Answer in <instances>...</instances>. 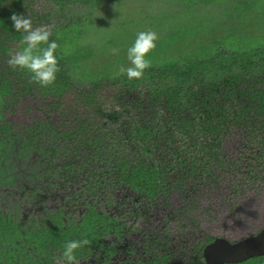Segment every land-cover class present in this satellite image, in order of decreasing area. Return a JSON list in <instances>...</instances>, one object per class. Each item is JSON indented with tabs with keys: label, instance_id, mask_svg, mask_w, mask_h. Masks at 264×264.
I'll list each match as a JSON object with an SVG mask.
<instances>
[{
	"label": "flooded vegetation",
	"instance_id": "af4514ba",
	"mask_svg": "<svg viewBox=\"0 0 264 264\" xmlns=\"http://www.w3.org/2000/svg\"><path fill=\"white\" fill-rule=\"evenodd\" d=\"M96 8L0 0V264H64L80 238L77 264H264V34L179 55L158 44L165 58L140 79L108 74L112 62L87 74ZM14 13L58 44L46 87L7 64L24 35ZM109 88L119 107L101 100ZM26 97L18 124L8 117Z\"/></svg>",
	"mask_w": 264,
	"mask_h": 264
},
{
	"label": "rangeland",
	"instance_id": "374dc122",
	"mask_svg": "<svg viewBox=\"0 0 264 264\" xmlns=\"http://www.w3.org/2000/svg\"><path fill=\"white\" fill-rule=\"evenodd\" d=\"M162 1L121 0L116 2L115 0H98L97 8L93 11L94 18L91 20V24L93 25L95 22L101 23L91 33H87L84 41L80 44L87 46L91 52V57L82 61V70L87 69L89 70L87 74L97 75L103 72V69L112 62L114 70L108 71V74L112 75L118 72L117 69L121 65L127 66L129 62L126 58V53L123 56L120 51L116 54L111 51L113 48L120 46L121 40L124 39L121 38L126 33L130 34L132 42L126 44L123 51H126L131 46L136 33L139 31L151 29L157 33L159 39L164 33L172 32L180 28L177 26L183 24H189L188 26L201 25L202 29L197 35L192 36L189 34L185 39H182L183 41L186 40L185 43L171 46L170 54L174 55L189 52V50L197 49L201 45L215 42L227 43L229 40L228 36L233 34L235 36H240L243 33L255 36L264 34V0H218L214 2L216 4L205 6H199V3L194 2L187 5L186 8H182L177 0L176 5L172 4L173 0H165V4ZM169 5L173 6L176 12L173 16L169 15V10L167 14ZM162 6H165L166 14L163 13ZM196 7L198 8L193 10ZM186 11H190L200 17L182 19L181 14L186 13ZM111 39L114 40V44L112 46L107 45L108 42H111ZM117 56L125 58L117 59ZM66 97L68 99H65L66 103L71 104L72 96L68 95ZM101 100H103L108 109L114 105L119 107L123 101L122 97L117 95L111 88L104 90ZM35 102V98L32 97H26L18 101L13 115L8 118L18 124L24 123V119H26L29 110ZM231 152L233 153V151Z\"/></svg>",
	"mask_w": 264,
	"mask_h": 264
},
{
	"label": "clouds",
	"instance_id": "9594fccd",
	"mask_svg": "<svg viewBox=\"0 0 264 264\" xmlns=\"http://www.w3.org/2000/svg\"><path fill=\"white\" fill-rule=\"evenodd\" d=\"M10 20L14 31L24 35L20 41L22 46L9 54L7 64L13 69L27 71L30 79L41 87L52 84L59 71L55 55L58 44L55 40H49L51 33L48 26L33 28L32 19L24 14L14 13ZM157 39V33L151 29L137 32L133 43L126 49L129 64L121 65L117 74H124L129 80L140 79L144 75V70L151 66L147 54L156 47ZM41 45L46 46L41 47ZM111 51L116 54L119 49L113 48ZM65 54H67L66 50ZM89 243L87 238L65 241L61 251L64 264H77L75 251Z\"/></svg>",
	"mask_w": 264,
	"mask_h": 264
},
{
	"label": "water",
	"instance_id": "95a60500",
	"mask_svg": "<svg viewBox=\"0 0 264 264\" xmlns=\"http://www.w3.org/2000/svg\"><path fill=\"white\" fill-rule=\"evenodd\" d=\"M218 0H177V2L182 6V8H186L187 5L189 4H193L194 2L196 3H199L200 5L199 6H205V5H212V4H216L214 2H217ZM164 4H165V0L162 1ZM176 0H173L172 1V4L176 5ZM219 3V2H218ZM170 6V5H169ZM163 7V13L166 14V9H165V6H162ZM198 7L194 8L193 10H196ZM169 10V12H168ZM226 10V9H225ZM181 11V10H180ZM169 13L170 16H173L176 12L174 11L173 9V6L169 7V9H167V14ZM194 17H200V16H196L194 13L190 12V11H186V13H182L181 14V18L184 19V18H187V19H192ZM183 24V23H182ZM189 24H183V25H180V26H177V27H180V28H177L176 30L172 31V32H167V33H164L163 35L160 36V38L156 41V46L158 44H160L161 41H163V38L165 35H170V34H173L175 31L179 30V29H182L183 32H185L186 34H192V36L194 35H197L200 31V29H202V26L201 25H192V26H188ZM176 28V27H175ZM173 29V28H172ZM196 30H197V33H196ZM191 32V33H190ZM196 33V34H195ZM125 39L124 41L121 40V44H123L125 47H126V44L128 43H131L132 42V38L130 37V34L126 33V35L124 37H122L121 39ZM186 41V40H185ZM185 41L181 40V39H178L175 43H173L171 46L175 45H180L182 43H185ZM156 48V47H155ZM153 50V49H152Z\"/></svg>",
	"mask_w": 264,
	"mask_h": 264
},
{
	"label": "trees",
	"instance_id": "16d2710c",
	"mask_svg": "<svg viewBox=\"0 0 264 264\" xmlns=\"http://www.w3.org/2000/svg\"><path fill=\"white\" fill-rule=\"evenodd\" d=\"M87 1H88V4H90L93 8L96 7V5H98V0H87ZM115 1L118 2V1H121V0H115ZM6 19L9 21V23L12 24V21L10 20V18H6ZM190 33H191V32H190ZM121 35H123V34H121ZM124 35H125V34H124ZM187 35H188V34H186L185 32H183L182 29H179V30L175 31L173 34L165 35L164 38H163V41L160 42V45H163V44H165V43H168V44L172 45V44L175 43L178 39L184 38V36H187ZM125 41H126V40H125ZM120 47H121L122 49L125 48V46H124L123 44H121ZM159 48H160V47H159ZM159 48L156 47V48H154L153 50H151V51L147 54V58L150 59V61H151V65L153 64V61H154V60H158V58H159V59H161V58H162V59L165 58V54H164L163 51H162L163 48H162V49H159ZM5 86H6V88L9 87L7 84H6ZM26 146H28V148L31 149V146H30L28 143H26ZM31 151H34V150L31 149L30 151H27L28 154H29V155H34V154L31 153ZM18 152H20V153H18ZM34 153H35V151H34ZM12 154H13V155H12V160H13V162L15 163L16 166H17L18 163H20V162L22 163V161H23V159H24V155H23V151H21V149H20V151H19V149L14 150ZM35 157H37V159H38V156H35ZM39 160H40V159H39ZM38 162H39V161H38ZM33 167H34L33 164H32V163H29V170H28V171L32 170Z\"/></svg>",
	"mask_w": 264,
	"mask_h": 264
}]
</instances>
